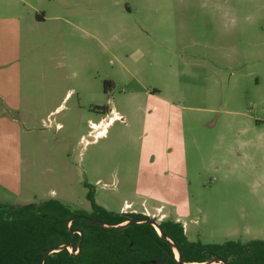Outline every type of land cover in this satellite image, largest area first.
I'll return each mask as SVG.
<instances>
[{
    "label": "rangeland",
    "instance_id": "rangeland-1",
    "mask_svg": "<svg viewBox=\"0 0 264 264\" xmlns=\"http://www.w3.org/2000/svg\"><path fill=\"white\" fill-rule=\"evenodd\" d=\"M8 1L23 50L31 41L61 84L13 114L0 97V121L22 133L0 138V203L91 212L93 189L108 210L162 207L167 218L150 214L192 241L264 240V0H0V12ZM104 106L122 118L102 124ZM29 118L46 141L25 137Z\"/></svg>",
    "mask_w": 264,
    "mask_h": 264
},
{
    "label": "trees",
    "instance_id": "trees-1",
    "mask_svg": "<svg viewBox=\"0 0 264 264\" xmlns=\"http://www.w3.org/2000/svg\"><path fill=\"white\" fill-rule=\"evenodd\" d=\"M109 87L111 81H105V91ZM87 198L91 212L71 209L58 199L22 205L0 203V264H43L46 253L63 244L73 245L77 253L65 247L50 253L46 264H178L173 245L151 223L133 222L112 229L87 219L115 225L147 215L108 210L96 201L93 189L87 192ZM161 225L181 249L186 263L218 257L228 264H264V240L204 243L190 240L180 221L163 219Z\"/></svg>",
    "mask_w": 264,
    "mask_h": 264
},
{
    "label": "crops",
    "instance_id": "crops-1",
    "mask_svg": "<svg viewBox=\"0 0 264 264\" xmlns=\"http://www.w3.org/2000/svg\"><path fill=\"white\" fill-rule=\"evenodd\" d=\"M11 4L12 3H10V1L6 2L4 4L5 10L0 12V97L3 98L2 103L5 107L4 110L7 111V113L13 114V110L21 109V95L23 97L26 96L36 98L42 97L43 95L52 96L55 92H58L56 89L60 87L61 83L60 80H57V78H51V75L49 77L45 74V66L42 63H39V61L35 58L39 50L35 45L32 44L31 41L29 45H27V50H23L22 40H20L21 37L19 33L21 30L20 17L22 13L21 11L14 13L12 9L13 6ZM36 19L38 21L44 20V15H37ZM29 47L30 51H28ZM28 54H32V57L27 58ZM59 105L55 106L54 108L51 107L49 108V111L45 112L47 117L51 119V122H53L52 116H55L57 111L61 108ZM102 109L103 108L98 109L99 113L104 115V117L100 119L102 124H104L105 121H107L106 119H108L107 117H111L113 113L121 114L114 108ZM27 111L28 110H26V112ZM34 111L37 113L36 109H34ZM111 112L113 113L109 114ZM114 119L116 118H113L112 120ZM42 120L46 123V120L43 118V116ZM12 121L16 122L15 119ZM27 121L30 124H26L25 126L24 132H27L25 137H29V140L31 141H33V137L35 141H46L47 137H43L41 135L32 136L33 130H37V127L35 126V121L31 118H29ZM54 121L56 123V127L57 125L62 124L59 121ZM110 122H108L106 125V129ZM5 123L9 122L5 119H1L0 138L4 135L5 138L3 141H21L22 133L20 130L12 123L10 124L11 127H5ZM48 125L51 124L48 123ZM58 130L59 126L55 131L57 132ZM125 208L126 206L122 207L120 212H123ZM131 209H135L133 204ZM147 210L150 213H158L162 218H167V215L162 207H158L155 212H151L148 208Z\"/></svg>",
    "mask_w": 264,
    "mask_h": 264
},
{
    "label": "water",
    "instance_id": "water-1",
    "mask_svg": "<svg viewBox=\"0 0 264 264\" xmlns=\"http://www.w3.org/2000/svg\"><path fill=\"white\" fill-rule=\"evenodd\" d=\"M87 219L95 224V225H98V226H103V227H108V228H112V229H118V228H123V227H126L128 226L129 224L133 223V222H147V223H151L152 225H154V227L158 230L159 234L163 237L164 240L170 242L173 247H174V252H175V259L176 261L178 262V264H189V263H186L184 260H183V257H182V251L181 249L178 247L177 244H175L167 235L166 233L164 232V229L161 225V221H159L158 219H156L155 217H152V216H147V217H140V218H131L129 219L128 221H125L123 223H120V224H115V225H111V224H108L102 220H99V219H94V218H91V217H87ZM70 222H68V227H70ZM80 234H83L81 231H79ZM65 247H68V248H71V250L74 251V246L73 245H69V244H63L61 246H59L58 248H53L51 250H49L47 253H46V256H45V259H44V262L43 264H46V258L47 256L54 252V251H59V250H62L64 249ZM176 251L178 252V257L176 256ZM77 253V252H75ZM221 262L222 264H228L225 260L223 259H220L218 257H213L203 263H199V264H215L217 262Z\"/></svg>",
    "mask_w": 264,
    "mask_h": 264
},
{
    "label": "built area",
    "instance_id": "built-area-1",
    "mask_svg": "<svg viewBox=\"0 0 264 264\" xmlns=\"http://www.w3.org/2000/svg\"><path fill=\"white\" fill-rule=\"evenodd\" d=\"M118 115V114H117ZM116 115V117H119V118H122V115H120V116H117ZM91 127H92V129H95V130H97L98 129V127H99V124L98 123H95V122H91ZM98 126V127H97ZM99 135H100V131H97V137H99ZM127 208H129V210H127V211H125V212H136L135 210H133V209H130L131 208V204H129V203H126V205H125ZM144 214H147L148 216H152L151 214H150V212L146 209V213H144ZM157 216V215H156ZM155 215H153L152 217H156ZM71 252H72V250H71Z\"/></svg>",
    "mask_w": 264,
    "mask_h": 264
},
{
    "label": "bare ground",
    "instance_id": "bare-ground-1",
    "mask_svg": "<svg viewBox=\"0 0 264 264\" xmlns=\"http://www.w3.org/2000/svg\"><path fill=\"white\" fill-rule=\"evenodd\" d=\"M98 127V126H97ZM106 129L104 128L103 131L100 130V135H103L105 133ZM176 256L178 257V252L176 251ZM189 264H199V263H189Z\"/></svg>",
    "mask_w": 264,
    "mask_h": 264
}]
</instances>
